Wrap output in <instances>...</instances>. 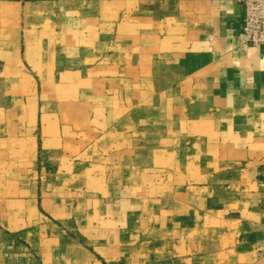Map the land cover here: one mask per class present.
I'll return each mask as SVG.
<instances>
[{
	"label": "crops",
	"instance_id": "crops-1",
	"mask_svg": "<svg viewBox=\"0 0 264 264\" xmlns=\"http://www.w3.org/2000/svg\"><path fill=\"white\" fill-rule=\"evenodd\" d=\"M126 1L142 3L128 11L143 18L141 94L170 104L112 100V143L126 150L88 168L82 148L62 147L85 141L54 111L40 127L38 98L58 95L47 82L66 84L65 96L108 95L102 81L118 68H88L82 41L102 42L118 0H0V264H264V44L242 38L243 3ZM136 122L176 129L174 150L164 135V148L136 158ZM156 187L175 198L155 202Z\"/></svg>",
	"mask_w": 264,
	"mask_h": 264
},
{
	"label": "rangeland",
	"instance_id": "rangeland-1",
	"mask_svg": "<svg viewBox=\"0 0 264 264\" xmlns=\"http://www.w3.org/2000/svg\"><path fill=\"white\" fill-rule=\"evenodd\" d=\"M141 4V2L138 5L136 2L132 3L126 0H118V19L117 21H113L112 30H110V27L108 29L105 27L103 28L104 32L102 42L100 41L99 33H96L92 37L91 33L89 32L86 34V41H82L83 46L86 45V47L89 48L85 53L81 50V58L82 60L86 58L85 60L88 68H92L94 66L95 59L97 64L100 63V60H102L103 65L106 68L105 71L108 72V77H110L109 73L112 68H118L117 80L103 79L102 81V88L104 90L103 93L105 94L106 92L108 95H104L102 97L92 95H87L85 97L79 95L65 96L62 95V92L64 89H68L66 84L64 85L63 83L59 82H47L50 86L49 88H53L52 84H55L54 92H56L58 95L40 96L38 98V116L40 127L42 124H46L47 111L49 110V113L50 111H54L53 114H51L54 117V122L67 124V128H69L68 132L70 134L69 138H82L86 144L70 145L68 144L69 142L66 141V144L62 147H64L68 152H74L75 150L82 148L83 152L86 153L88 156L87 158L89 159L86 165L88 168H94V166H96L95 164H102L104 166H109L114 163L116 164V161L112 162V160H110L111 153L116 155L119 154V152L126 150L125 144L121 147H117L116 144L112 143V139L116 137V135L113 137L112 135L114 134H111L112 124L116 125L114 121L116 117H112L113 114L116 113L111 112L112 100H118V102L124 104L125 107L127 104V97L134 101L135 107L142 106L143 104H170V100H167L168 98L158 96L144 97L141 94L144 83L142 80L144 71V51L142 48L143 34L141 26L143 18L141 15H135V17L128 15V11H130L133 7H141ZM83 7H85L84 9H87L90 13H94V11H96L97 5L94 2L88 1L86 2V5H83ZM102 23L103 25H110V23L106 22L105 20H103ZM133 23L136 28V33L129 32V26H133ZM116 26H118L117 30L115 29ZM106 30L109 31L107 32ZM94 45H96L95 49ZM115 62H117V66L114 64ZM47 83L38 82V87L43 88L44 91H47ZM112 84H115V88L112 87ZM117 84L118 87H116ZM99 86L100 85L98 81H88L87 83V88L92 91H94ZM131 89H135L136 95L134 97L127 96V92ZM78 92L79 91H77V93ZM112 92L113 95H111ZM22 99L24 104H31L30 98L24 97ZM137 116L141 117L142 115H136V118ZM119 120H121V118H119ZM40 131L38 138L40 143L39 149L41 152L43 151L41 149L43 137ZM155 131L158 130L155 128H149L146 125L143 126L141 123H135L134 150L136 158L140 157L143 152H155L159 148H164V145L159 146V141L164 135H166V137L171 140V142H168L165 147L168 148V151L174 150L175 145L172 143V140L176 135H178L176 133V129H162L161 134H157ZM120 139L121 137H119V140ZM44 145L45 147H48L46 143ZM99 153L103 154L100 155V157H102L101 163L98 161V158L100 159ZM42 157L43 155H41V158ZM41 158L39 161H43ZM74 162H76V160H74ZM120 162L121 161L118 163ZM135 164V166H138L139 168L136 170V180L139 182V184H136V186H142L143 184L140 183V181L143 179L140 177L143 173L142 161H140V159H136ZM158 174L160 176L157 178L160 177L163 182L170 184V178L168 177L167 173L159 172ZM150 196L155 202H170L175 198V193L174 191L166 190L165 187H156L155 191H151Z\"/></svg>",
	"mask_w": 264,
	"mask_h": 264
},
{
	"label": "built area",
	"instance_id": "built-area-1",
	"mask_svg": "<svg viewBox=\"0 0 264 264\" xmlns=\"http://www.w3.org/2000/svg\"><path fill=\"white\" fill-rule=\"evenodd\" d=\"M241 2L244 5L242 38L254 46L264 44V0H241Z\"/></svg>",
	"mask_w": 264,
	"mask_h": 264
}]
</instances>
